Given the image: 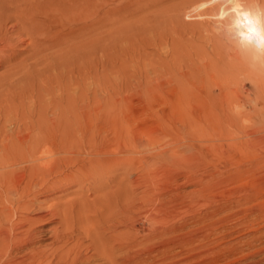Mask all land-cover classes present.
<instances>
[{
    "label": "rangeland",
    "instance_id": "rangeland-1",
    "mask_svg": "<svg viewBox=\"0 0 264 264\" xmlns=\"http://www.w3.org/2000/svg\"><path fill=\"white\" fill-rule=\"evenodd\" d=\"M82 2L85 10L72 18L69 9ZM31 4L33 37L24 34L21 25L17 29L14 19L0 17L6 22L0 27V161L10 151L6 147L15 144L18 149L23 142L27 146L19 152L32 143L44 144V139L54 143L115 137L119 130L109 125L117 119L116 125L137 134L143 144L151 140L150 133L177 136L181 128L199 132L211 145L206 149L194 142L192 153L175 151L178 165L169 163L160 170L134 161V156H144L137 150L130 155L126 173L112 175L114 188L106 174L85 181L49 177L46 185L57 187L35 194L38 201L30 215L41 216L33 224L39 231L33 246L45 251L44 264L67 252L69 259L90 257L78 264H108L104 249L112 243L109 224L120 222L124 205L128 219L119 238L128 245L127 264H264V0H35ZM55 40L59 43H50ZM227 108L241 115L251 108L256 111L250 121L241 118L245 128H239L261 138L255 146L238 127L216 125ZM231 137L240 147L235 155L232 148H224ZM171 139L160 135V146ZM189 153L192 161H200L199 167L196 162L188 166L184 157ZM232 159L237 166H231ZM34 161L0 168V174L43 163ZM233 175L232 181L223 182ZM118 186H124L126 197L110 195ZM65 200L74 204L69 238L54 242L50 228L59 225L50 222L46 213ZM167 228L170 232L163 233ZM51 253L57 256L52 258ZM120 253L113 254L116 262Z\"/></svg>",
    "mask_w": 264,
    "mask_h": 264
},
{
    "label": "bare ground",
    "instance_id": "bare-ground-1",
    "mask_svg": "<svg viewBox=\"0 0 264 264\" xmlns=\"http://www.w3.org/2000/svg\"><path fill=\"white\" fill-rule=\"evenodd\" d=\"M34 1L35 0H0V17H3V20H5L6 18L14 19L15 23H18L16 28L18 27V25L19 26L21 25L26 30V33L24 32L25 30L24 31L22 30L23 33L24 34L29 33L33 37L34 36L32 33L33 27H30V26H32V20H34L32 17L34 14L33 6L31 4V3H34ZM75 1H82V0H75ZM83 4H84V2H82L80 4L76 3L73 9H69V10H71L69 12V14H72L71 15L72 18L78 17L81 14L80 12L85 10V9L81 8V6ZM88 10H89V8H88ZM90 15L92 16L93 14L90 13ZM4 17H6V18L4 19ZM1 19H0V27L5 26L3 24L5 21L3 22ZM244 21H246V20H244ZM21 26H20V28H21ZM20 28L18 27L17 29H20ZM249 30H250V28H249ZM66 32L69 33V31H67V30H66ZM248 33H249V31H248ZM61 35H63V38H65V36H66L64 34H60L59 36H61ZM0 37H1V35H0ZM1 39H2V37H1ZM7 39H8V37H7ZM55 42H58V41L55 40V41H53V43H52V41L50 43L54 44ZM1 43H0V47L2 46ZM252 108L248 112L246 111V113H244L242 115L238 114L241 111H239L238 113H236V112L232 113L231 112L232 109L230 110V108H227V110H225L223 112V117H224L223 121L218 120L215 123H217L216 124L217 126H221V124H224V122H225L229 125H234V126L238 127V129L242 128L245 126V124L241 121V118L245 117V122L250 121L249 116L253 115L254 112H256ZM115 121H118V119ZM114 122H111V124L109 125L110 126L109 128L119 130V132H118L119 135H117L115 137L112 136V138H103L101 136L95 138V137L91 136V137H86L87 139L82 138V137L81 138H75V139H67V136H66L67 140H60V141H57L54 143H50L49 142L50 140L49 141L47 140L49 143L45 142V139H44V141H42V142H44V144H42V143L34 144L31 142L32 143L31 147L29 146L30 148L27 149L25 152L22 150H21L22 152H19L18 150L21 149L23 146H25L26 142H23L19 146L18 149H17V146L15 144L10 145L8 148L6 147V149L10 150L9 151V153L11 152L10 156L12 155L13 158H12V156L11 157L9 156V158L7 157L9 155V153H8V155L2 154L1 158H4L3 156H6V158H4L3 161H0V168L1 169L2 168L6 169V168L13 166L16 163H19L22 161L28 163L29 161L30 162L34 161V160L39 161V159H40V160H43V163H41L39 161L41 164L37 163V162H36L37 164H34L32 162L33 164L30 167L25 168L23 170H20V171H15L16 169L15 170H5L6 172L0 174V264H44V260L46 259L45 251L44 250H38V249L34 248V246H33L35 243V240H36L37 233L39 232L37 230V227H34L33 224L35 223V221L37 222L38 219H41V216H40V214H37L38 212L36 213L37 214L36 217L34 215L35 218H32L33 215H32V217H30V215L34 211V209L32 207L34 206V203L36 200V199H34L35 194L39 190H43V191L49 190L50 191V190H54L57 187L56 186L57 184H54V183L51 185L50 184L46 185L45 181L49 177L62 176L61 179L58 177L59 181L62 179H65V178H67L69 181L70 180L72 181L76 178H80V179H83L85 181L87 179L93 180V179H95V176H100V175L106 174L108 176V179L110 180V183H111V181L114 178L112 175L115 172L124 174L125 169L127 167L128 160L131 157L130 155H134L137 152V150L139 153H142V155H144V156H145V153L147 154V152H151V153H153V155L151 154L152 156H149V153H148L147 157L149 156L148 158H151V160H148V158L146 156L140 157L138 155L139 154L138 153L137 154L138 157H135V156L133 157L134 161L140 160L141 161L140 163H144L142 161H145L147 163V165H151L155 169L160 170L162 167H164V169H166L167 165H169V163H173V165H178L179 159H177L176 157L174 158L173 155H175V154L173 152L180 150L182 152L184 151V153L189 152V151L192 153V151H195V150H193V149H195V143L194 142H198L200 144L199 146H204V147L206 146V149H207V145H209L208 143L206 144V142H204L205 140H204L203 136L200 135L199 132H195V131L193 132V130L184 131L181 128L179 130H177V132H175V133H177V136H173L172 132L150 133L151 140L149 139L150 141H147L145 144H143L142 138L138 137L137 134L135 135L134 132L131 133V130L130 131L123 130V127L121 125L119 127ZM249 123H251V122H249ZM249 126L251 127L252 125L249 124ZM236 127H234V128H236ZM244 128L241 130L239 129L241 134L247 138L246 139L247 142H249L253 146H255L254 144L256 142H259L261 138H256L252 132H247V131H245ZM240 132H238V133H240ZM131 134L134 136H132ZM162 134L164 136H167V135L172 136V139H171L172 141L164 144L163 147L160 146L161 144L159 143V142H161L159 140H160V135H162ZM71 135L73 136V134H71ZM232 137L229 138L232 140L228 141L225 144V145L228 144V146H226L224 148H226V149L230 148V151L232 148L233 154L235 155V149L236 150L238 149L236 151L238 153L240 147H239L237 142L235 143V138H232ZM69 138H70V136H69ZM71 138H73V137H71ZM173 138H175V139H173ZM61 139H63V138H61ZM127 139L131 140L132 143L130 142L128 144ZM57 140H58V138H57ZM147 140H148V138H147ZM169 140H170V138H169ZM10 142H12V141H10ZM133 142H134V144H133ZM172 145L176 146L177 148H175ZM26 146H27V143H26ZM209 147H211V145H209ZM220 147H221V149H223L222 146H220ZM162 150H164V151H162ZM219 151H221V154H222V150H219ZM228 151H226V153H228ZM166 153H169V154L166 155ZM223 154H225V152H223ZM54 156H58V157H54ZM195 157L197 158V156H195ZM173 159H174V162H173ZM184 159H185V161L188 160V161H186V163H188V166L189 165L192 166L194 164L193 162H196V164H194V165H197V166L200 164V161H196L197 159L196 160L194 159L195 161L191 160L190 153L186 154ZM235 161H236V159H234V160L232 159V162L230 161L231 166L232 165L233 166L238 165L237 164L238 162L235 163ZM183 163H185V162H183ZM223 163L225 164L226 162H223ZM227 164H228V162H227ZM73 165H74L73 169L69 171L70 167ZM183 170H187V169H183ZM234 178H235V176L233 175V177L226 178L223 182L226 183V182L232 181ZM200 181H201V179H200ZM200 181H199V183H200ZM64 182H66V181H64ZM119 182H121V180ZM111 184H109V185H111ZM62 185H63V183H62ZM116 185H117V183H116ZM105 186L107 187V185H105ZM105 186H104V188H106ZM123 187L119 188V186H118V187H116L115 190H111L110 192L109 191L108 192L110 193V195L113 194L114 198L117 195L122 196L123 195ZM112 188H114V183L112 185ZM125 188H126V186H125ZM110 189H111V187H110ZM159 195L164 196L161 194H159ZM124 197H126V195ZM36 201H38V200H36ZM59 203H57L59 205H57L56 207L53 204V208H55L54 211H52L51 209L48 212H47V210L44 211V212H47L46 215L48 218L50 216V218H51V221L49 220L50 222H53L55 225H57V224L59 225L58 227L50 228L51 231L48 230L51 232V234H52L51 236H53L54 242L57 241L58 239H59L58 241L60 242V239H62V238L64 239V237L70 233V231H69V229H70L69 221L70 220H68V219L70 218V211H72L71 209L74 206L73 202L68 201V200L67 201L65 200V202L62 201ZM93 203H94V201H93ZM154 206L157 207L156 203ZM160 207H162V206L160 205ZM34 208L36 209V206H34ZM120 209H121V211H119V215L121 216L120 222L117 224H113L111 222V224H109V228L110 229L113 228L111 230L113 235H111V238L109 240L112 243L110 244L109 247H105V249L103 248L105 250V254H107V258H106L107 261L106 262L108 264H127V256L128 255H125V253L127 252L126 250L128 249V245H126L127 243L125 244V242H124L125 239L121 238V239H123V242H124L123 243L119 237H121L120 231H121L122 227L126 226V220L128 218H126V214H125L126 213L125 205L121 206ZM118 210H119V208H118ZM154 210L155 209H153V212H154ZM36 211H39V210H36ZM157 214H159V213H157ZM157 214H155V215L157 216ZM115 218H117V217H115ZM38 222H40V220ZM168 230H170V229L167 228L166 230L163 229V231L162 230L161 231L163 233L170 232ZM159 233H161V232H159ZM122 236H124V235L122 234ZM116 238L119 239V241L121 240V242L116 243L115 242ZM66 241H64V242H66ZM116 241H118V240H116ZM61 243H63V242L61 241ZM58 244H60V243H58ZM62 246H64V245L62 244ZM62 246H59V248L61 247V249H62ZM73 246L74 245H72V247ZM65 247H66V245H65ZM65 247H63V248H65ZM68 247L69 246L67 245V248ZM48 248H50V247H48ZM106 248H108L107 249L108 253L106 252ZM70 249H71V247H70ZM64 250L65 249H63V251ZM116 250L121 252L120 253L121 258L119 257L120 261L118 260L119 262H116L113 258L114 257L113 254H114V252H116ZM16 252H21L22 254H19L20 256H14L16 254ZM61 252L62 251H60L58 254H60ZM63 254H64V256H60V258H58L57 255H56L57 256L56 257L55 255L52 254L51 255L52 258L56 257L55 258L56 260L51 261V263H49V264H78V263H86L90 259V257L88 259V256L84 257L82 253H81L82 255H74L71 259L68 258L71 255L70 252L63 253ZM68 254H70V255L68 256ZM72 254H73V252H72ZM93 256H94V254H93ZM116 258H118V256L117 257L115 256V259ZM139 259H140V256H139Z\"/></svg>",
    "mask_w": 264,
    "mask_h": 264
}]
</instances>
